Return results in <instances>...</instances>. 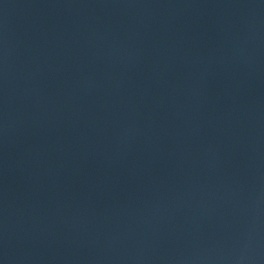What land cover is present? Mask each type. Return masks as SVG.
I'll return each instance as SVG.
<instances>
[{"label":"water","instance_id":"1","mask_svg":"<svg viewBox=\"0 0 264 264\" xmlns=\"http://www.w3.org/2000/svg\"><path fill=\"white\" fill-rule=\"evenodd\" d=\"M0 264H264V0H0Z\"/></svg>","mask_w":264,"mask_h":264}]
</instances>
